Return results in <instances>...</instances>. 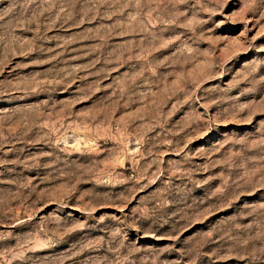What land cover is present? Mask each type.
<instances>
[{"label":"rangeland","instance_id":"374dc122","mask_svg":"<svg viewBox=\"0 0 264 264\" xmlns=\"http://www.w3.org/2000/svg\"><path fill=\"white\" fill-rule=\"evenodd\" d=\"M0 264H264V0H0Z\"/></svg>","mask_w":264,"mask_h":264}]
</instances>
